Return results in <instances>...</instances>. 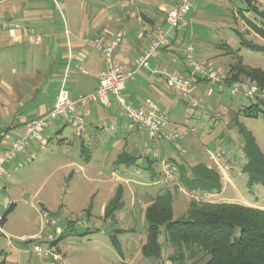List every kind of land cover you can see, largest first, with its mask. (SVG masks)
Returning a JSON list of instances; mask_svg holds the SVG:
<instances>
[{
  "label": "rangeland",
  "instance_id": "1",
  "mask_svg": "<svg viewBox=\"0 0 264 264\" xmlns=\"http://www.w3.org/2000/svg\"><path fill=\"white\" fill-rule=\"evenodd\" d=\"M83 1L45 0L44 9L55 23L46 28L34 21L27 23V28L34 29L43 38L41 45L27 44L32 61L35 60L32 53L42 50L47 41L52 42L55 37L67 39L65 21L75 30L80 29L83 20L88 24L93 8H86ZM192 3L188 25L181 30L180 41L176 42L174 58L177 63L171 58L167 60L171 66L169 73H173L175 64L189 68L187 54L188 47H192L191 53L196 60L212 63L214 68L221 67V71L228 74L233 58L220 47L227 43L235 51L239 49L237 31H243L249 39L262 43L248 30L244 21L236 17V10L245 7L243 0H192ZM254 3L264 11V0H254ZM248 16L253 17V13L249 12ZM61 49L59 47L57 52L55 48L52 56L58 53L64 59ZM238 53L245 58V64L264 69V53L247 48H241ZM143 71L138 73L137 79ZM84 77L89 83L81 87L83 91L91 89L97 82L89 75ZM240 80L251 81L243 76ZM58 86L59 83L50 84V97L58 92ZM162 88L169 95L168 101L160 99L152 89H141L139 94L168 116L163 135L175 131L177 139L174 142L165 136L152 139L136 124L130 128V120L111 97V110L99 102H94L97 107L88 104L78 108V112L85 108H91L93 112L92 116L84 117L90 128L82 136L76 135L63 117L49 120L43 140H32L29 148L5 164L6 172L0 178V216L7 209L6 202H16L17 208L0 230V264H51V257L39 256L34 251L35 244L45 248L51 246L47 238L50 231H56L60 248L57 253L66 264H195L196 260L203 264L205 260L190 257L187 249L181 251L174 247L166 239L164 227L160 228L159 236L161 253L151 257L143 255L142 246L148 235L145 210L156 195L170 190L175 219L186 215L191 199H195L178 190L176 184L166 187L155 183L158 177L156 174L151 178L147 158L152 159V169L155 170L159 164L161 167L162 159L176 154L194 164L206 160L209 152L221 150L233 166L230 177H221L224 188L221 195L214 191L216 195L212 199L199 202L219 203L226 196L246 202L243 205L264 209V185H249L244 170L247 158L243 150L246 136L251 134L264 154V118L237 114L239 108L258 100L243 93L232 95L229 86L212 84L208 80L196 85L193 94L199 99V105L193 107L187 100L182 101L181 96H171L166 84ZM208 88H212L211 94L207 93ZM134 104L143 103L136 101ZM221 104L229 109L224 111ZM217 113L223 118H217ZM95 125L102 127L97 135L93 132ZM184 132L186 134L181 138ZM176 143L180 149L176 148ZM123 154L136 159L132 163L120 162L117 155ZM116 177L122 181L115 182ZM119 182L123 185L124 207L114 216H105L103 207L115 196L114 184ZM161 187L163 189L159 191ZM44 207L56 218V225L44 222ZM113 237L117 238L119 246Z\"/></svg>",
  "mask_w": 264,
  "mask_h": 264
},
{
  "label": "crops",
  "instance_id": "2",
  "mask_svg": "<svg viewBox=\"0 0 264 264\" xmlns=\"http://www.w3.org/2000/svg\"><path fill=\"white\" fill-rule=\"evenodd\" d=\"M179 1L84 0L82 3L86 8L87 6H90L91 9L93 8L90 10L89 18L91 19H89L88 24L83 20L79 26L80 29L75 30L69 28L68 22L65 21L67 39L61 40V38L55 37L52 39V42L47 41L42 50L35 54L32 53L35 59L32 61L29 58L31 55L28 53L30 51H28L27 44L35 43V30L27 28V23L34 21L43 25L44 28L51 23H55L52 20L53 17L48 16L47 10L45 11L44 9L45 0H0V153L7 149L11 142L23 133L28 122L36 117L45 115L53 108L61 88L64 87L72 97H75L79 94L92 92L98 86L99 72L106 68V59L101 51L92 46L93 39L100 38L107 44L114 38L117 32L122 31L123 42L115 50L114 60L117 64L124 67L133 68L135 66V58L148 49L152 38L155 36V28L162 23L165 24L167 11L177 6ZM140 17L142 18L139 19ZM2 24H6V27H3ZM33 30L34 32H32ZM180 33L181 30L175 31L170 38L172 46L160 50L159 53L151 58L152 68L171 69L170 64L167 62L170 58L177 63L174 58V51L177 48L176 42L180 41ZM42 41L39 44H35L41 45ZM54 47L57 48V52L59 51V47H62V53L65 54L64 59H61L58 53L52 56V53L56 52ZM212 65L214 66V64ZM218 69L223 70L221 67ZM187 71L188 67L183 68L177 64L173 68V72L184 74ZM143 72L138 79L136 78L124 87L122 90L123 96L132 103H136V101L143 103L138 106H145L147 102L151 101L149 99L143 100L140 97L139 93L141 89L145 88L148 91L152 89L160 99H167L169 95L162 88L166 84L165 76L160 73H153L150 70ZM88 75L94 77L97 82L91 89L83 91L81 87H85L89 83L84 76ZM52 83H59V89L53 97H50L49 91L51 89L50 84ZM195 87L193 88L192 95H194ZM167 88L169 87L167 86ZM170 91L171 96H181L175 90L170 89ZM211 92H213L212 88H208L207 93L211 94ZM111 97L113 101H117L113 94L109 95V105L106 106L108 110L113 109ZM181 99L182 101L187 100L188 105H190L188 99L182 96ZM88 104L97 107L94 102ZM220 107L224 111L229 109L222 104ZM92 113L91 108L79 111V114L84 117H90ZM130 128H133L132 123ZM101 129L102 127L95 125L94 134L97 135ZM192 130L194 131V128ZM185 134L184 132L181 138H184ZM90 156L91 154L88 157L90 158ZM209 156L210 152L208 160L206 159L194 164H191L179 154L167 157L166 159H174L179 164L185 166L202 163L209 168L211 163ZM117 157L119 158V155ZM147 160V170L152 174L151 178L153 179L156 174L159 177L160 164L154 170L152 169V159L147 158ZM115 179L116 182L120 177H116ZM156 180L157 178L155 179V183H157ZM121 186L123 188L120 182L118 185L117 183L114 184L115 194L118 187ZM162 189L163 187L159 191ZM223 189L217 195H221ZM221 200L223 202L242 203L235 200V198L226 196ZM11 203L16 205V209L17 203L10 201L9 204ZM243 203L246 204V202ZM106 206L103 207L104 214ZM44 209L47 208L44 207ZM55 247L60 250L58 245Z\"/></svg>",
  "mask_w": 264,
  "mask_h": 264
},
{
  "label": "trees",
  "instance_id": "3",
  "mask_svg": "<svg viewBox=\"0 0 264 264\" xmlns=\"http://www.w3.org/2000/svg\"><path fill=\"white\" fill-rule=\"evenodd\" d=\"M243 1L245 7L236 10V17L241 18L248 30L260 38L262 43L249 39L243 31H237L239 49L235 51L231 45L222 44L220 48L225 50L226 55H231L233 61L227 72V79L220 83L230 87L232 82L244 81L240 80L243 76L264 91V69L245 64L243 56L238 53L241 48L264 53V11L254 3V0ZM249 12L253 13V17L248 16ZM169 46L172 44L169 43L161 50ZM256 99L257 103L243 106L237 114L255 118L261 115L264 118V108H261V105L264 106V99ZM243 150L247 158L244 170L248 175L249 185H264V154L259 150L251 134L246 136ZM135 159L136 157L127 154L119 156L120 162L132 163ZM169 160L177 165L180 182L189 191L203 194L222 190L223 184L218 171L209 169L202 163L185 166L174 159ZM123 205L121 186L106 206L105 216H114ZM15 206L13 203L7 206L2 215V225L15 210ZM173 210V195L170 190L157 194L146 208L148 235L142 246L143 255L151 257L161 253L162 244L159 236L160 228L164 227L166 239L174 247L182 249L181 251L187 249L190 257L198 256L200 261L205 260L203 264H264V209L234 202L212 203L191 199L186 215L175 219ZM113 241L119 246L116 237H113ZM58 243L59 239H56L52 244L56 246ZM196 261L195 264H198Z\"/></svg>",
  "mask_w": 264,
  "mask_h": 264
},
{
  "label": "built area",
  "instance_id": "4",
  "mask_svg": "<svg viewBox=\"0 0 264 264\" xmlns=\"http://www.w3.org/2000/svg\"><path fill=\"white\" fill-rule=\"evenodd\" d=\"M193 7L192 0H180L178 5L169 9L166 13L165 24L158 25L155 29V36L152 38L147 50L135 58V66L127 68L117 64L114 60V53L123 42V32L116 33L107 44L100 38L92 40V46L102 52L106 59V68L99 72L98 86L89 93L79 94L72 97L68 90L64 87L60 89L55 105L45 115L36 117L28 122L24 128L23 133L14 139L10 146L0 153V178L5 174V164L13 160L19 152L25 151L29 148L32 140L42 141L43 132L49 125L48 121L63 117L74 128L76 135L82 136L87 130L88 125L84 120V116L79 114L78 108L87 105L90 102H99L105 106L109 105V95L113 94L124 115L130 120L132 124L142 127L148 136L152 139L161 138L165 136L171 142L177 139V133L170 131L163 135L164 129L168 125V116L153 102H147L146 106H136L127 100L122 90L124 87L135 80L141 70L152 71L153 73H160L165 76L167 86L177 91L183 98L188 99L189 104L193 107L199 105V99L192 95L193 88L203 79H208L212 84H218L227 79V74L216 69L212 63L199 62L191 53L192 47H188L189 53L187 60L189 63L188 73L173 72L169 73L166 68H152L151 58L155 56L164 46L170 43V38L174 31L181 30L188 25V15ZM141 19V17L139 18ZM6 27V24H2ZM34 32V30L32 31ZM35 43L39 44L42 41V36L34 32ZM85 73V71L83 70ZM230 93L237 95L243 93L250 98L264 99V91L253 82L249 81H235L230 84ZM219 119L223 118L220 113L216 114ZM228 121H225L227 124ZM176 148L180 149V145L176 143ZM211 163L209 169L218 171L223 179H229L230 171L233 166L228 161L223 151L210 153ZM157 183H162L168 187L169 184H176L178 190L183 191L189 195V198L195 200L212 199L216 192H205L203 194H196L189 191L180 182V173L175 163L169 159H162L161 170ZM9 203L6 202L5 206ZM44 222L47 225H56V218L51 213L44 209L42 213ZM0 230H2V216H0ZM47 238L51 246L43 247L41 244H35L34 251L39 256H48L52 258L51 264H66L57 253V248L52 243L57 239L56 231H50Z\"/></svg>",
  "mask_w": 264,
  "mask_h": 264
}]
</instances>
